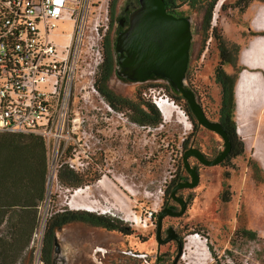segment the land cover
I'll use <instances>...</instances> for the list:
<instances>
[{"label": "rangeland", "instance_id": "1", "mask_svg": "<svg viewBox=\"0 0 264 264\" xmlns=\"http://www.w3.org/2000/svg\"><path fill=\"white\" fill-rule=\"evenodd\" d=\"M246 1L225 0L216 14L212 32L209 31L205 39L196 36L192 43L186 87L195 94L205 116L213 122L218 121L220 103V87L214 80V70L219 65L214 36L217 34L237 48L236 66L222 68L226 73L236 75L234 123L243 152L220 166L204 167L193 159L188 160L189 164L198 165L199 183L193 189L180 192L184 199L189 198L183 215L163 220L164 228L173 227L180 234L179 256L176 244L159 245L156 242V215L161 211L164 196H169L178 177H184L183 153L193 147L211 159L221 150L222 141L196 121L195 126L191 124L183 110L185 100L180 95L182 99L175 101L170 90L154 87L166 85L164 82L156 78L131 82L112 74L106 87L113 94L132 103L153 104L154 97L167 98L178 109H173L168 121H164L156 107L161 123L156 127H143L131 120L132 114L127 110L111 108L108 112L103 100L99 104L102 109L101 164H94L93 148L87 154L91 159L88 160L90 172L98 174L96 180L87 178L83 169L73 170L80 185L66 187L58 182L57 170L47 172L51 178L46 183L44 201L38 208L34 232L40 230L42 219H46L44 237L52 215L65 210L86 212L75 209L81 205L93 207L96 211L90 214L128 230L127 235H122L82 222L64 225L60 231L54 228L53 235L67 264H264V71L244 65L245 61H264V42L249 49V44L261 41L260 36L264 34L255 28L264 23V3L252 0L245 4ZM58 41L63 43L64 39ZM243 71L256 73L257 82L251 79L247 86L237 88ZM182 119L187 123V129L180 123ZM128 137H132L133 142ZM117 140H120L118 148ZM126 141L130 143L128 148ZM51 157L54 156L49 155ZM103 178L110 183L116 196L97 184ZM78 189L85 193L75 197L73 190ZM243 230L254 232L255 238L246 237L241 233ZM8 231L4 225L0 228V233ZM193 236L195 242L190 244ZM96 247L107 253L103 256L95 254ZM33 252L29 245L15 264H33ZM49 257L51 263L53 245Z\"/></svg>", "mask_w": 264, "mask_h": 264}, {"label": "built area", "instance_id": "2", "mask_svg": "<svg viewBox=\"0 0 264 264\" xmlns=\"http://www.w3.org/2000/svg\"><path fill=\"white\" fill-rule=\"evenodd\" d=\"M113 2L0 0V133L40 137L47 172L83 169V155L96 140L103 103L96 80ZM45 221L31 237L33 264H45Z\"/></svg>", "mask_w": 264, "mask_h": 264}, {"label": "trees", "instance_id": "3", "mask_svg": "<svg viewBox=\"0 0 264 264\" xmlns=\"http://www.w3.org/2000/svg\"><path fill=\"white\" fill-rule=\"evenodd\" d=\"M252 0L245 2L247 4ZM264 3V0H258ZM213 1L210 9L214 5ZM210 13L206 19L208 30ZM264 36V34H262ZM219 51V65L214 70L215 83L220 87V103L218 108V122L230 141L228 159L239 156L243 152V144L236 135L234 123L235 103L234 86L236 75L228 74L222 68L225 65L236 66L237 48L227 44L217 34L214 36ZM104 63L100 67L96 86L100 94L112 109L127 110L131 120L141 126L156 127L161 123V116L154 104L130 100L113 94L106 82L113 72V56L109 41L104 42ZM154 87L170 90L166 85ZM171 91V90H170ZM173 93V100L182 99ZM191 124L195 126L186 102L183 108ZM47 155L43 140L34 135L0 133V228L4 225L9 229L6 234L0 233V264H15L26 248L29 247L35 229L38 208L44 201L47 183ZM81 177V176H80ZM78 179V180H77ZM57 180L62 186L78 187L79 177L73 170L62 166L57 170ZM71 222L89 223L109 231H116L127 235V228L116 226L102 220L89 212L63 211L52 215L47 222L44 233L42 260L50 264V248L53 242V229ZM243 235L252 239L255 233L243 230Z\"/></svg>", "mask_w": 264, "mask_h": 264}, {"label": "water", "instance_id": "4", "mask_svg": "<svg viewBox=\"0 0 264 264\" xmlns=\"http://www.w3.org/2000/svg\"><path fill=\"white\" fill-rule=\"evenodd\" d=\"M139 4V8L130 17V27L116 39L114 54H119L116 76L131 82H142L152 76L164 82L171 91L185 100L196 123L218 135L223 143V151L212 160L204 158L202 153L194 148H189L183 153L182 164L190 182L175 186L171 192L174 197L178 188L193 189L199 183L196 168L189 166L188 158L194 157L206 167L217 166L229 153L230 141L220 123L210 121L205 116L195 94L186 87L185 73L190 45L189 21L176 20L166 15L162 0H139ZM175 199L180 204V211L173 215L181 216L186 210V203L182 199ZM164 215L165 213L161 212L158 216L157 235ZM168 240L170 239L166 238L163 243ZM180 251L181 246L178 247V256ZM58 262L67 263L55 239L52 264Z\"/></svg>", "mask_w": 264, "mask_h": 264}, {"label": "flooded vegetation", "instance_id": "5", "mask_svg": "<svg viewBox=\"0 0 264 264\" xmlns=\"http://www.w3.org/2000/svg\"><path fill=\"white\" fill-rule=\"evenodd\" d=\"M162 1H163L164 11H165L166 15H168V16L176 19V20H188L189 21L188 29H189V34H190V45H189V50H188V58L190 59L192 52H193V44L192 43H193V41H195V37L199 36V37H201V39H205L206 36L208 35V32L209 31L212 32V28L215 25V22L212 23L213 17L210 16L209 28H208V30L205 29L206 19H207L209 13L211 15V11L213 8L212 7L210 9V5L215 0H162ZM214 3L215 4H214V8H213V11H214L213 16L215 15V21H216V17H217L216 14L223 7L225 0H217ZM139 6H140L139 0H114V2H113L112 10H111L109 32H108L107 38L105 39V42L107 40L109 41V47L111 48V53H112L113 60H114L113 61L114 64H113L112 74H114L115 76H116L115 71H116V67H117V58L119 56V54H114V47H115L117 36L120 33L125 32L130 27V17L139 8ZM210 25H211V27H210ZM104 49H105V47H104ZM123 55H125V52H123ZM103 63H104V59H103ZM187 68H188V64H187ZM186 73H187V69H186ZM186 73H185V80H186ZM98 76H99V73H98ZM98 76H97V79H98ZM117 78L120 80H126V79H122L119 77H117ZM150 78H154V77L151 76V77H149V79ZM102 99L104 100V102H106V104H108V102L104 99L103 96H102ZM101 114L102 113H100V115H99V119H101V116H102ZM100 123L101 122L99 120L98 132H96V140L93 142V146H91L89 148V150H91L93 148L92 152H93V155L95 156V158H94L95 163L94 164L96 166L100 165L102 162L103 140H102V136H101L102 133L100 131V128H101ZM131 139H132V137H130V138L128 137V140L133 142ZM119 141L120 140H117V142H116V148H118L120 146ZM129 141H126V148L130 147ZM190 148H193V147H190ZM194 149H196V148H194ZM222 151H223V143H222L221 150L211 159L207 158V156H205L202 152L201 153L204 156V158H206L208 160H212L215 157H217ZM87 154H88V152H86L82 158L83 159V173H85V176L87 178H89V179L91 178V181L96 180L98 174L90 172V170H91L90 164L91 163L88 160H91V159L89 158V156ZM228 154L217 166H220L221 164L225 163V161L228 159ZM189 159H193L197 162L198 165L204 166V165L200 164L196 160V158H194V157H189L188 160ZM198 165L189 164V166L191 168H194V167L196 168V172L199 176ZM204 167H206V166H204ZM182 172H184L183 173L184 177H181V176L178 177V179H177L176 183L173 185L172 189L177 185L190 182V177H189L188 173L186 172V170L184 169V167H183ZM101 182L108 183V181H106L103 178L102 180H100V182L98 181L97 184L100 185ZM108 184L110 185V183H108ZM172 189H171V192H172ZM187 189L188 188H186V187H180L175 191L174 197L171 196V192H170L168 197L164 196L163 203L161 206V211L156 215L155 240L157 243L160 242L159 245L167 244V243H174L178 247L180 246L181 237H180L179 232L176 229H174L173 227L164 228L163 220L166 217H180V216H174L173 215V214H176L180 211V204L176 201L175 198L182 199L183 201H185L186 207H187L189 198L184 199L182 197V195L180 194V192L182 190H187ZM161 212H164L165 215L161 219L160 229H159V233L157 235L158 216ZM102 220H103V218H102ZM71 223H73V222H71ZM108 223L112 224L111 222H108ZM68 224H70V223H68ZM65 225H67V224H65ZM61 227L57 228L58 231L61 230ZM166 238H169L170 240L163 243V241ZM55 239L56 238L53 235V242ZM53 242H52V245H53ZM93 251L95 254H99L102 256L107 253L106 250L98 248V247H96ZM140 257H142V256H140ZM93 260L95 262L98 261L96 257H94ZM175 263L176 262H174V264ZM50 264H52V262ZM58 264H61V263L58 262ZM99 264H101V263H99Z\"/></svg>", "mask_w": 264, "mask_h": 264}, {"label": "bare ground", "instance_id": "6", "mask_svg": "<svg viewBox=\"0 0 264 264\" xmlns=\"http://www.w3.org/2000/svg\"><path fill=\"white\" fill-rule=\"evenodd\" d=\"M259 14H260V11H259ZM257 30L259 31H264V23L261 25H258L257 27H255ZM262 40H258V41H254L252 44H249V49H255V48H252L255 44L258 43L259 45V42H264V37H260ZM264 44V43H263ZM261 46V44L259 45ZM248 51H252V50H249ZM244 58V56H243ZM262 59V58H261ZM264 60V59H263ZM244 65L247 67V68H250V69H261L262 71H264V61H245L244 62ZM255 77H257L256 73H251V72H248V71H243L242 74L240 75L239 77V80H238V83H237V88L240 86V85H245L246 83H249L250 80L252 79L253 82H257V80L255 79ZM247 86V84H246ZM245 86V87H246ZM247 98V97H246ZM237 99L240 100V97L237 96ZM157 108L158 110L160 111L161 115L163 116L164 118V121H168V119L170 118L171 116V113H172V110L173 109H178L173 102L169 101V100H164V98L162 99V101L157 105ZM186 121V120H185ZM180 123L184 124L186 126V129H187V123L182 120H180ZM100 182V181H99ZM100 186L102 188H104L106 191H108L112 196H116V194L114 193V190L111 188V186L106 183V182H101L100 183ZM99 186V187H100ZM127 189V191L131 194V190L128 188V187H125ZM84 191H77L75 197ZM85 193V192H84ZM133 194V193H132ZM117 198V197H116ZM118 199V198H117ZM124 208H127V205L124 204L123 205ZM76 210H84L86 212H95L96 210L93 208V207H90L88 205H81V206H78L77 208H75ZM195 242V237L193 236V240H191L190 244H193Z\"/></svg>", "mask_w": 264, "mask_h": 264}, {"label": "crops", "instance_id": "7", "mask_svg": "<svg viewBox=\"0 0 264 264\" xmlns=\"http://www.w3.org/2000/svg\"><path fill=\"white\" fill-rule=\"evenodd\" d=\"M261 37V36H260ZM264 37V36H263Z\"/></svg>", "mask_w": 264, "mask_h": 264}]
</instances>
